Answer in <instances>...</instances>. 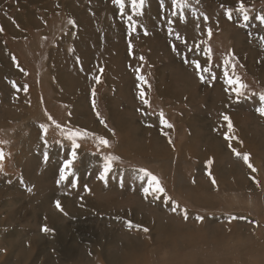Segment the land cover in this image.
Instances as JSON below:
<instances>
[{
    "label": "rangeland",
    "instance_id": "rangeland-1",
    "mask_svg": "<svg viewBox=\"0 0 264 264\" xmlns=\"http://www.w3.org/2000/svg\"><path fill=\"white\" fill-rule=\"evenodd\" d=\"M238 2L145 0L136 16L131 0L124 14L113 0H0V264H264V0H243L246 25ZM225 59L247 86L239 102ZM193 61L210 69L203 81ZM68 130L92 135L58 184ZM109 155L120 159L106 185ZM140 169L160 180V199L145 197Z\"/></svg>",
    "mask_w": 264,
    "mask_h": 264
},
{
    "label": "snow or ice",
    "instance_id": "snow-or-ice-1",
    "mask_svg": "<svg viewBox=\"0 0 264 264\" xmlns=\"http://www.w3.org/2000/svg\"><path fill=\"white\" fill-rule=\"evenodd\" d=\"M113 2H114V4L119 6L121 14H124L125 0H113ZM171 2H172V6L176 9H185L188 7V0H171ZM144 4H145V0H131V7H132L134 14L136 16H141L143 14ZM164 4H165V0H161V7L162 8L164 7ZM222 7H223V5H222ZM236 11L240 14L241 19L243 20L244 24L246 25L247 22L250 20V16H249L248 11H247L244 3H243V0H239L238 7L236 8ZM173 15H175V13H173ZM225 15L228 17V19L231 20L232 16H233L232 9L227 8L225 10ZM128 19L130 21L133 20V16L129 15ZM179 19L181 21H185V17L183 15H181L179 17ZM204 19H205V21H207V17H205ZM257 19H259L261 24H264V16H259V17H257ZM69 23L74 24L73 21H69ZM132 30L133 31L135 30L134 25L132 27ZM145 34L147 35V32H145ZM208 35H209V37H211V29L208 30ZM177 39H179L178 35H177ZM261 39L264 40V37H262ZM173 50L175 51V47ZM189 51H191V49H189ZM205 51H206V53H209L208 60L211 61L210 49H206ZM192 63L195 65V67L197 69V74L200 75L201 81H203L204 75L201 73H208L210 71V69L208 67L201 69V65L198 61H193ZM224 65H225V70H224L225 83L228 84L230 87H232V91L235 93L237 102H239V99L242 96H244L243 90L247 86L245 84H243L242 82H240L239 77H235V78L229 77V74L227 71V66L229 65L228 59L224 60ZM233 69H234V65H233ZM233 75H234V73H233ZM139 79L143 80L144 78L139 77ZM212 79H215V75H212ZM97 82H99V81H97ZM253 95H255V94H253ZM259 101H260L262 106L258 107L257 111L261 116H264V94H260ZM144 102L146 104L148 103L146 100ZM49 119H51V117H49ZM223 119L225 121H228V130H229V132H231L232 131V124H231L229 117L227 115H225V116H223ZM161 122L165 123L166 126L169 128L172 127V125L167 124V122L163 120V114L162 113H161ZM101 123H103V121H101ZM55 127L60 129L61 125L57 123L55 125ZM41 129L46 136L48 129L44 125H41ZM90 135H92V134L87 132V131H83V132L73 131V130L67 131L66 139H68L72 143L71 159L67 160L65 162L63 168L60 169V177H59V180L57 181L58 184L61 182L67 181L68 178L73 175L72 166H73L74 161L77 159L76 149L79 147V144L77 143V139H84V138L89 137ZM97 139H98V145H102L104 147L110 146L109 141L107 139H105L103 137H98ZM226 139H227V137H226ZM45 145H47V140H45ZM237 155H240V154L237 153ZM4 158H5L4 153L2 151H0V171H3V160H4ZM44 158H45V160L48 159L47 153H45ZM119 159H120L119 157L112 156V155L103 157V161H104L103 162V169H102V172L99 176V179L104 181L106 185H107V177L113 171V164L115 162L119 161ZM243 160L248 165V167L252 169L253 172L256 171V169L252 166V164L249 163V156L247 154H245L243 156ZM209 163H211V161H209ZM139 171L143 173V176L148 177V186L143 188V192H144L145 197H147L149 194H153L155 199H160V194H163L165 192L164 188L161 186L160 180L155 175H153L152 173L148 172L145 169H140ZM213 183H215L214 180H213ZM75 186H76L75 182H73V187H75ZM28 190L31 191V189H28ZM85 191H89V190L87 188H85ZM56 207L62 211V208H61L59 201H56ZM176 207H178V206H176ZM176 207H173L172 210L176 211ZM184 218L185 219L188 218L186 211L184 214ZM197 219L203 220V217H197ZM233 219H236V218L233 217ZM129 227H131V222H129ZM42 231L45 233H48L51 230L45 226L42 228ZM144 231L146 232V231H148V229L145 228Z\"/></svg>",
    "mask_w": 264,
    "mask_h": 264
},
{
    "label": "bare ground",
    "instance_id": "bare-ground-1",
    "mask_svg": "<svg viewBox=\"0 0 264 264\" xmlns=\"http://www.w3.org/2000/svg\"><path fill=\"white\" fill-rule=\"evenodd\" d=\"M225 93V92H224ZM236 96H235V93L233 92L232 94H231V98H235ZM197 99V98H196ZM251 103V102H250ZM242 104H243V102H242ZM248 104V103H247ZM239 107V106H238ZM223 110V109H222ZM118 114V113H117ZM122 117H124V116H122ZM246 120V119H245ZM263 122V121H262ZM124 125V124H123ZM125 127H126V129L128 130V127L126 126V125H124ZM132 129V128H131ZM249 129V128H248ZM132 131V130H131ZM119 133H123L122 131H118ZM134 132V131H133ZM120 141H121V146L123 147L122 149H125V148H127V147H129L130 146V143H129V139L127 138V137H125V136H121V139H120ZM120 146V145H119ZM138 150H145V149H148L149 147L148 146H146V145H143V146H140V147H136ZM243 159V158H242ZM247 167V165H245V168ZM247 169V168H246ZM22 171V170H21ZM247 178H250V174L249 173H247V172H245V181H244V186H245V183L247 182ZM120 179H121V177H120ZM235 184H238V183H235ZM234 183H232V185H235ZM234 187V186H233ZM164 200V199H163ZM164 202V201H163ZM164 204V203H163ZM178 213H184V212H178ZM50 226V225H49ZM68 246H66L65 248H63V249H61V250H59L58 249V251H60V253H62L63 254V256H64V259H65V257H67L68 259H71V258H73L74 256H75V252H76V250H75V252H73L72 250H71V248H69ZM173 248H176L175 246H173ZM181 248V247H180ZM137 250H138V252H136L137 254H134V256L132 255V258H134L135 257V259L138 261V259L140 258V255H143V250H142V248H138L137 247ZM57 251V252H58ZM31 252L30 251H28L26 254H22V256L21 257H19L18 259V261H24V260H26L28 257H29V254H30ZM78 253H79V251H78ZM6 254V253H5ZM8 254H9V252H8ZM1 255H3V254H1ZM9 255H13V254H11V252H10V254ZM80 255V254H79ZM17 257V256H16ZM60 259V258H59ZM66 260L67 259H65V263H67L66 262ZM1 262H2V260H1ZM0 262V263H1ZM135 263V262H134Z\"/></svg>",
    "mask_w": 264,
    "mask_h": 264
},
{
    "label": "crops",
    "instance_id": "crops-1",
    "mask_svg": "<svg viewBox=\"0 0 264 264\" xmlns=\"http://www.w3.org/2000/svg\"><path fill=\"white\" fill-rule=\"evenodd\" d=\"M232 99V98H231ZM222 130H226V125L224 126V127H222L221 128ZM219 132H221V130L219 131ZM229 141V140H228ZM212 155H210L209 153H207L206 155H205V161L206 162H209V159H211V158H209V157H211ZM92 158H90V160H91ZM26 160V159H25ZM201 160H202V158H201ZM204 163V162H203ZM204 164H206V163H204Z\"/></svg>",
    "mask_w": 264,
    "mask_h": 264
}]
</instances>
